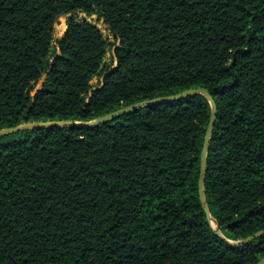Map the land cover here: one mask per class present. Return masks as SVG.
Segmentation results:
<instances>
[{"label":"trees","instance_id":"trees-1","mask_svg":"<svg viewBox=\"0 0 264 264\" xmlns=\"http://www.w3.org/2000/svg\"><path fill=\"white\" fill-rule=\"evenodd\" d=\"M97 13L100 28L71 16ZM101 75L98 85L90 80ZM41 81V86L35 89ZM203 87L217 114L204 195L221 234L264 229V0H0V129L89 121ZM202 94L94 126L0 136V264H255L198 196L210 116Z\"/></svg>","mask_w":264,"mask_h":264},{"label":"water","instance_id":"water-1","mask_svg":"<svg viewBox=\"0 0 264 264\" xmlns=\"http://www.w3.org/2000/svg\"><path fill=\"white\" fill-rule=\"evenodd\" d=\"M74 12L75 11H73V13ZM192 94H202L203 96H205L206 99L208 100L209 104H210V109H211L208 124H207L205 134H204V138H203V144H202V150H201V156H200L199 176H198V196H199V200L201 203L202 210H203L204 214L206 215L207 221H208L213 233L216 234L218 237H220L223 241L230 244L231 246H240V245L246 244V243L250 242L251 240H253L254 238H256L257 236L264 234V229L258 230L257 232H255V233H253V234H251L245 238H242L240 240H229L221 234L215 219H213L215 226H212V224L210 222V218H212V217L210 215V212H209L206 200H205L204 181H205V173H206V165H207V150H208V145H209V141L211 138L212 130L214 127V122L216 119L217 108H216V104H215L212 96L210 95V93L208 92V90L206 88H203V87L189 88V89L182 90V91L175 93V94H171V95H167V96H160V97H156V98H152V99L141 100L139 102L129 104L127 106H123L121 108H118L116 110L108 112L104 115H101V116L94 118L92 120H89V121L44 120V121L24 122V123L18 124V125L13 126V127L1 128L0 129V136L7 135L10 133H14V132H17L20 130H26V129H45V128H50V127H72V126H77V127L94 126V125L100 124V123L105 122V121L113 120L116 117H118L124 113L130 112L133 110H137L139 108H143V107H146V106H149L152 104H160V103H163L166 101L178 100V99H181L183 97H186V96L192 95ZM255 264H264V258L260 259Z\"/></svg>","mask_w":264,"mask_h":264},{"label":"rangeland","instance_id":"rangeland-1","mask_svg":"<svg viewBox=\"0 0 264 264\" xmlns=\"http://www.w3.org/2000/svg\"><path fill=\"white\" fill-rule=\"evenodd\" d=\"M71 16L75 17L77 20H82L85 18L87 21L95 24L96 26H98V28H100L104 38L108 42L113 43V45H110L109 48L107 49L104 62L105 63H110V62L115 63L114 46L117 44V42L114 41L112 34L105 28L104 23H103V18L100 17L97 13H94L90 16H85V14L82 11H75L74 13L72 12L69 14H62L59 17H57L53 24V31H52L53 44L55 45L56 40L60 38L65 32L67 28V20ZM100 80H102V76L95 75L91 78L90 83L92 84L93 87H95L96 85H98ZM40 86H41V81H39L36 84L35 89H38Z\"/></svg>","mask_w":264,"mask_h":264},{"label":"bare ground","instance_id":"bare-ground-1","mask_svg":"<svg viewBox=\"0 0 264 264\" xmlns=\"http://www.w3.org/2000/svg\"><path fill=\"white\" fill-rule=\"evenodd\" d=\"M210 222H211L212 226H215L213 218H210Z\"/></svg>","mask_w":264,"mask_h":264}]
</instances>
